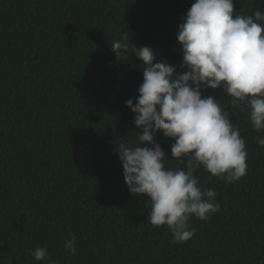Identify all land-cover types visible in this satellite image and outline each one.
Listing matches in <instances>:
<instances>
[{
	"label": "trees",
	"instance_id": "1",
	"mask_svg": "<svg viewBox=\"0 0 264 264\" xmlns=\"http://www.w3.org/2000/svg\"><path fill=\"white\" fill-rule=\"evenodd\" d=\"M194 0H0V264H264V147L248 109L222 88L204 89L246 142L247 171L236 183L198 169L220 211L192 216L194 236L173 242L150 224L151 202L129 192L118 150L142 129L135 103L143 63L117 61L111 43L150 46L155 60L183 63L177 40ZM235 15L264 14V0H234ZM264 23V22H262ZM131 55V53H129ZM165 167L171 138L157 133ZM186 159V158H185ZM76 236L75 254L65 239Z\"/></svg>",
	"mask_w": 264,
	"mask_h": 264
},
{
	"label": "clouds",
	"instance_id": "2",
	"mask_svg": "<svg viewBox=\"0 0 264 264\" xmlns=\"http://www.w3.org/2000/svg\"><path fill=\"white\" fill-rule=\"evenodd\" d=\"M234 0H194L179 25L177 40L183 63L157 61L150 46L129 44L128 33L111 43L116 60L135 56L143 63V83L136 101L126 106L141 128L137 142L119 145L118 155L129 192L147 196L151 202L148 221L166 226L173 242H185L195 234L189 229L192 216L207 221L220 211L214 189L202 190L198 169L229 183L239 181L247 171L246 142L233 126L229 113L204 89L222 88L230 103L250 109L256 131L264 130V14L235 15ZM131 53V55H129ZM157 133L171 138V157L183 159L184 168L165 167L166 154L156 140ZM257 143L264 147V138ZM186 158V159H185ZM76 236L65 239L66 251L75 254ZM37 261L56 264L44 247L31 252Z\"/></svg>",
	"mask_w": 264,
	"mask_h": 264
}]
</instances>
